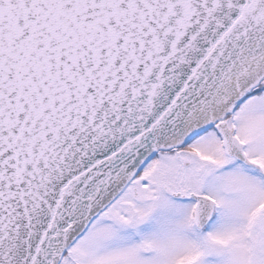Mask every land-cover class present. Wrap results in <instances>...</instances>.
<instances>
[{
	"label": "snow or ice",
	"instance_id": "6c2138e0",
	"mask_svg": "<svg viewBox=\"0 0 264 264\" xmlns=\"http://www.w3.org/2000/svg\"><path fill=\"white\" fill-rule=\"evenodd\" d=\"M0 264H264V0H0Z\"/></svg>",
	"mask_w": 264,
	"mask_h": 264
}]
</instances>
